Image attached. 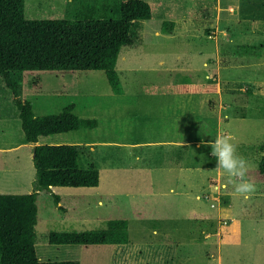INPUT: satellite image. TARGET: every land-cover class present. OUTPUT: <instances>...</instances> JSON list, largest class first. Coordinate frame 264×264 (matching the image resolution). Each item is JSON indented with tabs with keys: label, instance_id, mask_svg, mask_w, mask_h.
Segmentation results:
<instances>
[{
	"label": "rangeland",
	"instance_id": "rangeland-1",
	"mask_svg": "<svg viewBox=\"0 0 264 264\" xmlns=\"http://www.w3.org/2000/svg\"><path fill=\"white\" fill-rule=\"evenodd\" d=\"M119 0H26L29 20L99 18ZM196 21L173 28L156 13L142 21L116 70L124 94L105 72L15 74L36 116L75 105L100 120L52 144L79 148L100 171L97 188H54L38 197L36 251L41 262L80 264H264V183L247 198L216 171L209 141L231 136L257 169L264 142V0H182ZM199 4V5H198ZM236 9L221 18L222 6ZM197 5V6H196ZM111 16V14H109ZM224 20L222 19H225ZM211 85L216 94H183ZM218 102L214 110L211 100ZM33 145L0 76V195L34 191ZM249 169V170H250ZM52 193L62 198L64 213ZM129 221L127 245H52L53 232L91 231Z\"/></svg>",
	"mask_w": 264,
	"mask_h": 264
},
{
	"label": "trees",
	"instance_id": "trees-1",
	"mask_svg": "<svg viewBox=\"0 0 264 264\" xmlns=\"http://www.w3.org/2000/svg\"><path fill=\"white\" fill-rule=\"evenodd\" d=\"M26 0H0V76L11 91L19 111L21 131L29 145L36 146L34 191L24 195H0V264H80L79 262H41L36 251L38 197L52 188H97L100 171L96 165L85 166L77 146L52 144L81 129L97 131L100 120L78 116L75 105L61 113L36 116L33 107L20 97V81L15 74L26 72H99L106 74L114 95L124 94L116 66L123 47H132L138 24L153 18V7L144 0H119L116 7L99 18L29 20ZM111 14V16H109ZM167 23H164L165 27ZM172 33L173 28L167 30ZM183 94H216L211 85L184 87ZM216 99L209 103L214 110ZM259 167L250 169L251 183H264V142ZM60 211L61 196L52 193ZM52 245H127L129 221L110 220L100 230L53 232Z\"/></svg>",
	"mask_w": 264,
	"mask_h": 264
},
{
	"label": "clouds",
	"instance_id": "clouds-1",
	"mask_svg": "<svg viewBox=\"0 0 264 264\" xmlns=\"http://www.w3.org/2000/svg\"><path fill=\"white\" fill-rule=\"evenodd\" d=\"M208 146L216 160V171L224 173L233 184L235 193L247 198L254 190L253 184L246 178L251 162L243 156L233 138L228 135H217Z\"/></svg>",
	"mask_w": 264,
	"mask_h": 264
},
{
	"label": "crops",
	"instance_id": "crops-1",
	"mask_svg": "<svg viewBox=\"0 0 264 264\" xmlns=\"http://www.w3.org/2000/svg\"><path fill=\"white\" fill-rule=\"evenodd\" d=\"M144 1L148 2L154 9V15L151 20L154 19L156 13H159L161 16H163V14L165 16L167 15L166 18L163 19L162 21V27L164 23L170 21L171 23H173L174 26L173 29L177 30L182 25L194 24V22L196 21L195 18H192L189 15H185L179 10V5H182L181 4L182 0H144ZM235 11L236 9L233 8V6H230L229 8H225L222 6V10L220 12V15L222 16L221 18H224L223 17L224 15L230 16L231 13H235ZM222 20H224L225 22L228 21V20L226 21V18ZM53 191L54 188H52V192Z\"/></svg>",
	"mask_w": 264,
	"mask_h": 264
},
{
	"label": "water",
	"instance_id": "water-1",
	"mask_svg": "<svg viewBox=\"0 0 264 264\" xmlns=\"http://www.w3.org/2000/svg\"><path fill=\"white\" fill-rule=\"evenodd\" d=\"M35 152H36V146L33 147V158L35 156Z\"/></svg>",
	"mask_w": 264,
	"mask_h": 264
}]
</instances>
